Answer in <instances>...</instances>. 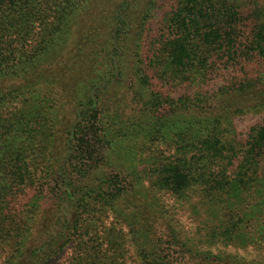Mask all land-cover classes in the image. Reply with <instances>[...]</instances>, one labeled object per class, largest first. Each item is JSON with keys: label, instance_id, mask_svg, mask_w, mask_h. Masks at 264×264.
I'll list each match as a JSON object with an SVG mask.
<instances>
[{"label": "trees", "instance_id": "obj_1", "mask_svg": "<svg viewBox=\"0 0 264 264\" xmlns=\"http://www.w3.org/2000/svg\"><path fill=\"white\" fill-rule=\"evenodd\" d=\"M159 9L0 0V264H264V0Z\"/></svg>", "mask_w": 264, "mask_h": 264}, {"label": "rangeland", "instance_id": "obj_2", "mask_svg": "<svg viewBox=\"0 0 264 264\" xmlns=\"http://www.w3.org/2000/svg\"><path fill=\"white\" fill-rule=\"evenodd\" d=\"M160 2V9L158 10V12L156 13L155 19L153 20L154 24H157L156 22H158V20H160V16L167 10H169L170 6L173 3V0H159ZM157 25H155L156 27ZM264 118V112H261L259 114H249L246 116H242L240 118H237L234 121V127L236 129V131L238 132H246L250 127H252L253 125H255L256 123L260 122L262 119ZM180 221L184 224V226H189V224H191L190 221H192L191 218H189L186 215H179L177 216ZM248 252L245 254L246 257H254L256 255V251L254 250H247ZM232 252H234L232 250ZM242 251L239 252V254H241Z\"/></svg>", "mask_w": 264, "mask_h": 264}]
</instances>
